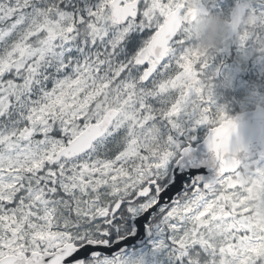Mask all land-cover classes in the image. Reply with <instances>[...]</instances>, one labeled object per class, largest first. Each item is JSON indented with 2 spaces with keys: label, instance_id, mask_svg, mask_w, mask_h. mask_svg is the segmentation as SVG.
Segmentation results:
<instances>
[{
  "label": "snow or ice",
  "instance_id": "obj_1",
  "mask_svg": "<svg viewBox=\"0 0 264 264\" xmlns=\"http://www.w3.org/2000/svg\"><path fill=\"white\" fill-rule=\"evenodd\" d=\"M205 11L0 0V264H264L244 199L264 168L237 157L212 55L183 30ZM230 19L242 47L264 42V13Z\"/></svg>",
  "mask_w": 264,
  "mask_h": 264
},
{
  "label": "rangeland",
  "instance_id": "obj_2",
  "mask_svg": "<svg viewBox=\"0 0 264 264\" xmlns=\"http://www.w3.org/2000/svg\"><path fill=\"white\" fill-rule=\"evenodd\" d=\"M208 0H204L206 2ZM211 7L216 9L219 14H226L233 0H211ZM247 7L250 14L264 13V0H241ZM229 18V13L226 15ZM232 42H239L237 35L233 41H226L219 51L212 55L210 68L207 76L212 88L211 104L213 109H222L227 115H231L235 110L253 108L256 105L264 107V47L256 41H251L245 46L232 45ZM259 48H251V44ZM236 46V47H235ZM235 48V49H233ZM233 62H224L219 59V55L224 58L232 55ZM256 50L257 53H254ZM243 54V55H242ZM206 126H201L198 133L200 139ZM252 168H264V160H253L246 163Z\"/></svg>",
  "mask_w": 264,
  "mask_h": 264
},
{
  "label": "clouds",
  "instance_id": "obj_3",
  "mask_svg": "<svg viewBox=\"0 0 264 264\" xmlns=\"http://www.w3.org/2000/svg\"><path fill=\"white\" fill-rule=\"evenodd\" d=\"M238 23L241 26L251 25L252 18L242 16ZM183 30L186 38L190 39L195 47L207 51L210 55L219 51L236 31L230 18L210 11L198 12L189 17L183 25ZM259 45L264 47V42H259ZM210 87L212 88L211 84ZM232 148L235 150L236 145L233 144ZM251 180L244 197L246 206L251 208L248 219L252 225L264 228V178L252 177Z\"/></svg>",
  "mask_w": 264,
  "mask_h": 264
},
{
  "label": "water",
  "instance_id": "obj_4",
  "mask_svg": "<svg viewBox=\"0 0 264 264\" xmlns=\"http://www.w3.org/2000/svg\"><path fill=\"white\" fill-rule=\"evenodd\" d=\"M237 8L245 10V7L238 2L232 13ZM233 119L237 127L231 139L232 143L239 149L236 155L241 162L245 159L254 158L256 155L264 157V107L256 106L253 110L236 114ZM194 148L198 153V158L204 161L201 166H204L206 171L212 172L211 154L204 142L197 143Z\"/></svg>",
  "mask_w": 264,
  "mask_h": 264
}]
</instances>
